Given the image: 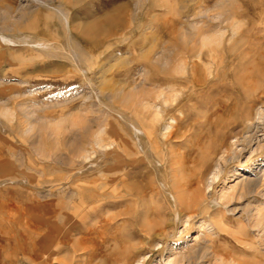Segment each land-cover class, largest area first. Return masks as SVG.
<instances>
[{"label":"rangeland","instance_id":"obj_1","mask_svg":"<svg viewBox=\"0 0 264 264\" xmlns=\"http://www.w3.org/2000/svg\"><path fill=\"white\" fill-rule=\"evenodd\" d=\"M248 3L252 0H0V264H38L31 261L35 254L49 253L45 237L51 203L67 208L70 200L75 203L80 197L86 204L97 186L110 189L106 178L114 163L113 148L106 145L101 153L94 143L97 138L108 143L118 135L127 150L131 146L129 153L135 145H145L146 159L130 170L135 171L131 180L139 184L149 172L159 186L165 173L157 159L181 151V137L170 140V151L160 145L167 119L177 122L173 125L178 137L191 135L202 125L200 113L213 101H222L227 111L231 108L240 94L237 79L252 75L254 83L261 81L257 69L264 61V0L250 23L238 14ZM230 11L234 17L223 21L222 15ZM199 28H209V42L192 46L191 37ZM86 36L99 40L93 52H86L91 46ZM181 46L193 48L184 67ZM191 64L197 73L215 74L216 81L190 93L174 82L159 88L163 95L154 101L165 111L157 118L152 138L159 153L154 156L146 138L133 130L148 129L152 120L151 113L135 112L136 100L158 90L151 80L160 70H174L177 79L188 76ZM259 96L263 105L264 94ZM186 111L187 117L180 114ZM82 153L88 161L78 157ZM237 173L238 180L248 175ZM236 181L215 185L214 197L231 193ZM257 190L240 200L229 198L210 217H195L187 229L149 211L163 208L162 203L147 202L137 218L147 211V220L155 225L144 238L129 239L134 247L130 264L141 258L143 264H264V184ZM56 225L62 226V217ZM197 251L199 257L186 258ZM40 258L39 264H64L69 253L64 249L47 263L42 253Z\"/></svg>","mask_w":264,"mask_h":264},{"label":"bare ground","instance_id":"obj_2","mask_svg":"<svg viewBox=\"0 0 264 264\" xmlns=\"http://www.w3.org/2000/svg\"><path fill=\"white\" fill-rule=\"evenodd\" d=\"M262 2L263 0H252V3H248L251 5L242 7L240 13L238 14H241L243 19L248 22L249 19L252 20V18L258 16L259 13L257 14L254 12V9L257 8ZM232 16L233 13L231 11L228 14L225 13L222 15L223 21L229 20ZM110 17H106L105 21H109ZM98 23L99 22L95 23L94 25L98 26ZM208 29L209 28H207V30L203 28L195 29L191 37L193 41L192 46L196 41H198L197 43H201L202 46L208 44L207 42H209L210 39L206 36ZM85 40L89 43V45H91L88 46L90 48L89 50H86V52H93L94 46L99 43V40L96 37L90 36H86ZM192 46H181L179 53L177 52L180 55V64L182 67H184L186 59L191 55L193 49ZM207 52L209 54L211 50H208ZM257 70L259 71L257 74L258 77H256L261 80V83H254L253 81L256 79L251 77L252 75H247L244 78L237 79L235 83L238 87V90L240 91V94H237L238 99H233L232 101L230 100L232 103L230 109L227 107L228 111L226 110V106L222 101H213L209 107H206L204 112L200 113L203 121L200 128L195 130L197 133L193 132L191 135L183 133L178 137L176 132L177 128L173 125L177 122L174 120V118L167 119L169 122L165 123V127L163 129L164 132L160 133L162 140L160 145H163L164 147L167 145L169 146L171 139H179L181 137L182 142L180 143V149L182 152H176L175 156L171 151L166 157L162 158L161 156L160 159H157V163L165 173V179L164 181H162L163 179L160 180L162 183L160 182V185L158 184L159 186L152 182V178L150 179V175H148L149 172H144L142 174L144 175V180L139 184L138 182L131 180V174L135 171L130 172V170L140 165L143 159H146L147 147L144 148L145 145L144 147H142L140 144L135 145V147H137L136 150L129 153L128 150H132L130 149L131 146L127 150V143L118 135H115V137L112 139L110 138L111 140L108 143H105L101 139L97 138L94 143L97 148L101 150V153L104 152L103 150H105L107 146L113 148L110 153L113 155L112 157H114V163L112 164L111 173L109 174L110 176H108V178L105 177L107 176L108 172L104 177L102 176L104 179L106 178L107 183L111 185L110 189L103 188L102 186L100 187L98 184L99 186H97V190H93L94 195L92 196L94 197H90L89 199H91V201L86 204H83L85 200L83 203L82 200L79 201L80 197L77 198L79 200L75 203L70 200L69 206L67 208H63L59 204L57 205L51 203L48 212V219L50 220V223L48 226L47 235L45 237L47 238L46 243L51 247V250L49 253L38 251L39 253H36L31 261L39 264L42 253L46 257L45 262L47 263L51 258L55 257L58 252L66 249V251L69 253V261L64 264H97L96 261L98 260L101 261V264H130L134 247L129 244V239L137 237L144 238L150 233L153 225H155L153 221L151 223L147 220V211L145 212V215L142 216L141 220L137 218L138 215L142 213V209L140 210V208L147 205V202H149L151 205L154 203H162L161 205H164L163 208L157 207L156 209L153 208L149 211L154 215L156 214L158 217H164L169 222L173 220L175 225H180V227H183V229H187L195 217H210L214 213V210L223 208L227 200L235 198L240 200L246 196L250 197L249 195L251 193L255 194L254 192L262 184H264V152H261L260 150L261 148L259 139V134L261 133L260 135L264 140V104L262 105L261 103V99L263 97L261 98L259 96L260 94H264V61L260 64ZM173 72L160 70V72L156 74V77L154 76L155 79L153 81L151 80L153 86L155 84L158 90L156 92L149 90L141 98H137L136 100V105L138 108L137 110L135 109V112L140 115L144 114V112L151 113L152 120L151 123H148L150 124L148 125V129L145 130L142 126H140V128H135V126L133 127V130L135 134L143 135L146 138L147 142H149L148 144H150L153 148L152 149L150 147V149L154 151V156L157 157H159V153L156 151L157 145L155 146V143L153 144L152 138L154 137L153 135L156 131L155 126L156 123H158L157 118L165 111L164 106H161L154 101L163 95L159 88L162 85H168L169 83L174 82L178 83L186 90H189L190 88L191 90L189 93L193 90L195 91V89L202 91L203 88L206 89L205 87L208 88L213 85L217 78L215 74L213 75L209 72L208 73L210 77L197 73L194 64H191V71L188 73V76L183 75V77L180 78L175 74L179 77L176 79L174 78L175 76ZM219 78L221 79V77ZM132 97L134 98V96ZM189 98V95H187L186 99ZM171 101L178 103L175 98H172ZM199 101L200 100L197 98L196 102ZM181 106L182 104L179 106L180 110ZM180 114L184 117H187L189 112H180ZM158 136L160 137V135ZM135 143H137V141ZM159 148L160 147H158V149ZM168 148L170 151V146ZM78 157L83 161L89 160V157L83 153L79 154ZM97 162L98 161L96 160V164ZM238 164L241 165L240 168L237 167ZM139 169L141 170V168ZM238 170L248 173V175L245 177L242 176L238 180ZM101 173L104 174V172ZM102 177L101 180H103ZM230 181H236L234 182V185H232L233 187L231 193L227 195L220 194L214 197L212 191L214 190L215 185L219 184L224 187L225 184ZM108 184L105 185L109 186ZM71 188L68 189L71 190ZM87 197L88 196H86V198ZM63 205L65 204L63 203ZM59 216L62 217V226L60 228L56 225V220L59 218ZM159 221L160 219L158 222ZM214 222L215 221H212V224H214ZM218 223L220 224L221 221ZM130 224H132V226H130ZM191 225H193V223ZM205 246L206 249L207 245ZM172 251L173 248L168 249L169 253ZM198 252L199 251L193 252L185 256L187 259H192L194 257L196 258L199 254ZM143 261L144 258H141L136 264H143Z\"/></svg>","mask_w":264,"mask_h":264}]
</instances>
